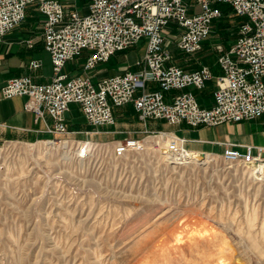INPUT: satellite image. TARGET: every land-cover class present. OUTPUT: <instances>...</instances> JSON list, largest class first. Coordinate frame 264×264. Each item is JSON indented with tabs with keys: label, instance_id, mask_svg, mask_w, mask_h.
<instances>
[{
	"label": "rangeland",
	"instance_id": "rangeland-1",
	"mask_svg": "<svg viewBox=\"0 0 264 264\" xmlns=\"http://www.w3.org/2000/svg\"><path fill=\"white\" fill-rule=\"evenodd\" d=\"M72 4L87 13V0ZM233 24L215 23L211 38L232 41ZM166 33L180 35L172 24ZM67 129L66 154L45 144L52 136L0 142V264H264L257 164L211 155L170 164L167 141L152 132L137 139L151 135L145 153L79 163L76 141L113 143Z\"/></svg>",
	"mask_w": 264,
	"mask_h": 264
},
{
	"label": "built area",
	"instance_id": "built-area-1",
	"mask_svg": "<svg viewBox=\"0 0 264 264\" xmlns=\"http://www.w3.org/2000/svg\"><path fill=\"white\" fill-rule=\"evenodd\" d=\"M72 1L0 0V38L23 22L30 4L36 5L43 19L42 46L49 54L51 80L37 83L30 76L12 78L0 88V97L23 96L25 111L33 113L35 119L48 118L46 132L52 136L48 145L63 147L66 143L69 152V146L74 144L73 140L62 138L68 134L65 116L71 104L78 106L92 128L112 126L113 108L129 103L142 121L163 120L191 127L238 123L264 115V0H87L85 14ZM217 4L230 6L238 20L234 42L227 48L215 47L219 74L213 76L206 66L186 72L172 64L166 27L172 24L179 31L174 42L177 50L194 54L222 15ZM140 41H144L145 51L139 62L142 67L136 72L105 77L95 83L87 74L69 78L63 72L66 63L85 53L83 70L92 71L115 53ZM27 45L31 47V41ZM39 65L36 60L29 62L32 69ZM212 78L215 89L210 108L200 107L188 91L173 96L170 102L164 100L167 91L188 87L202 90ZM147 82L155 83L157 89L143 90L135 96L137 89ZM150 134L141 140L127 138L113 145L79 140L75 158L81 163L98 154L104 163H118L129 154L145 153L146 138L157 134L161 142L168 143L170 155L163 157L170 164L180 165L190 160L183 139L164 132ZM78 149L86 152L78 155ZM262 151L254 155L250 147L241 153L226 146L220 157L227 163L251 166L264 163Z\"/></svg>",
	"mask_w": 264,
	"mask_h": 264
},
{
	"label": "crops",
	"instance_id": "crops-1",
	"mask_svg": "<svg viewBox=\"0 0 264 264\" xmlns=\"http://www.w3.org/2000/svg\"><path fill=\"white\" fill-rule=\"evenodd\" d=\"M217 6L221 9L222 15L213 23L211 29L215 23L221 25L225 19L234 20L235 35L232 41H228L225 37H221L224 44L218 40H213L210 32V35L201 43L199 51L194 54H184L174 47L175 40L172 41L169 38L168 47L172 54V64L186 72L206 66L213 76L219 74L218 53L215 47L222 45L227 48L234 42L237 37L238 20L233 15L230 6L226 4H217ZM42 21V17L36 10V5L30 4L26 9L23 22L0 38V88L8 80L20 76H30L37 83H45L51 80L52 66L49 54L42 46ZM28 41H31V47L27 45ZM144 51L145 43L142 41L124 51L115 53L109 61L97 65L94 70L88 72L83 70L85 53L74 61L66 63L63 72L69 78L87 74L95 83L105 77L138 71L142 67L139 62ZM32 60L38 61L39 67L29 68V62ZM157 87L155 83L147 82L143 88L137 89L135 96L140 95L143 90L154 91ZM214 89L215 79L212 78L206 82L202 90L188 87L182 91H167L163 95L164 100L170 102L173 96L188 91L195 97L200 107L210 108L213 105ZM25 100L26 98L23 96L8 99L0 97V142L7 140L30 142L51 137L46 132V127L50 123L49 119H35L33 113L23 109ZM113 114L115 124L99 128H91L86 125L84 117L75 104L70 105L65 117L70 131L79 135L82 134L83 138L84 136L85 138L97 136L98 140L113 144L125 138L140 139L147 132H164L183 139V146L194 156H197L196 154L221 156L226 146L241 153L246 152L247 148L250 147L254 155L258 154V150L264 149V115L238 123L226 122L211 127H191L185 123L168 124L163 120L142 121L130 103L113 108ZM77 119H83L85 124L83 128L73 127L74 122L78 121ZM260 154L264 157V151Z\"/></svg>",
	"mask_w": 264,
	"mask_h": 264
},
{
	"label": "bare ground",
	"instance_id": "bare-ground-1",
	"mask_svg": "<svg viewBox=\"0 0 264 264\" xmlns=\"http://www.w3.org/2000/svg\"><path fill=\"white\" fill-rule=\"evenodd\" d=\"M44 142V141H43ZM48 143V141H46L45 142V144H47ZM88 145H90V143H88V144H86V146H88ZM63 147L66 149L67 148V145H66V143H64V145H63ZM89 147V146H88ZM164 146H161L160 147V150H162V148H163ZM86 152V149H84L83 151H81V149H78L77 150V154L79 155H81V154H83V153H85ZM190 152V151H189ZM189 152H187V156H189L190 157V160H198V158H197V156H194V155H192L191 153H189ZM67 153V151H64V154H66ZM195 154V153H194ZM161 155H164L163 153H161ZM165 156V155H164ZM200 156V155H199ZM205 156H209V155H205L204 154V156H200V159H203V158H205ZM166 157V156H165ZM201 157H203V158H201ZM189 160V161H190ZM191 162V161H190ZM196 163H198V162H196ZM260 164V165H259ZM259 164H257V167H256V169L254 170V175L256 176H261V179L263 178V176H264V163H259ZM260 180V179H259Z\"/></svg>",
	"mask_w": 264,
	"mask_h": 264
}]
</instances>
